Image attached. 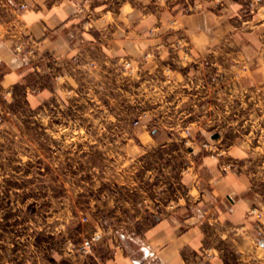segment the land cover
<instances>
[{"label": "crops", "instance_id": "obj_1", "mask_svg": "<svg viewBox=\"0 0 264 264\" xmlns=\"http://www.w3.org/2000/svg\"><path fill=\"white\" fill-rule=\"evenodd\" d=\"M238 8L236 0H0V126L22 120L8 116L22 108L42 112L64 91L93 100L96 91L110 92L112 80L128 78L138 82L148 115L130 124L132 143L114 152L105 147L115 118L92 120L102 127L97 136L88 128L87 141L106 143L102 164L88 168L86 220L65 216L43 231L54 244L28 239L22 259L5 264H235L226 254L249 257L257 219L250 210L264 211V193L245 141L223 143L218 135L222 95L264 87V31L246 24ZM96 229L103 239L88 256L64 247Z\"/></svg>", "mask_w": 264, "mask_h": 264}, {"label": "rangeland", "instance_id": "obj_2", "mask_svg": "<svg viewBox=\"0 0 264 264\" xmlns=\"http://www.w3.org/2000/svg\"><path fill=\"white\" fill-rule=\"evenodd\" d=\"M236 1L246 24L264 31V0ZM196 7L193 2L192 8ZM126 62L129 65L125 67ZM132 66L128 60L122 69L128 72ZM137 85L134 79L116 83L112 80L107 86L110 92L96 91L93 100L84 93L71 95L64 91L42 112L22 108L8 115L22 120L0 126V134L5 135L0 137V264L20 261L28 239L35 245L54 244V235L43 231L63 222L65 216L81 214L85 221L88 168L102 164L106 143L88 142L87 129L97 136L102 126L92 120L115 118L107 126L112 142L105 149L114 152L132 143L130 124L148 117L141 107ZM218 86H226L229 91L231 84L218 81ZM40 117L48 119L46 125L40 123ZM120 132L126 136L119 139ZM218 135L223 143L245 141L250 152L246 159L254 172L256 187L264 193V87L239 86L232 95H222L218 100ZM252 209L259 213L254 214V249L244 259L226 254L235 264H264V211ZM73 243L67 241L64 247H72Z\"/></svg>", "mask_w": 264, "mask_h": 264}, {"label": "built area", "instance_id": "obj_3", "mask_svg": "<svg viewBox=\"0 0 264 264\" xmlns=\"http://www.w3.org/2000/svg\"><path fill=\"white\" fill-rule=\"evenodd\" d=\"M25 4H21V8H24ZM180 47L183 48L184 51H188L189 50V46L188 44H182L180 45ZM129 63L126 62L125 63V67L128 66ZM138 121H135L134 123H137ZM186 132V140L185 142L187 143L189 141V138L191 136V132H190V128L187 127L185 129ZM207 143L204 142L202 144L203 147H207ZM223 165L227 166V167H231L232 166V162L229 159H226L223 161ZM251 213L255 214V215H259V213L256 212L255 209L251 210ZM83 220H86V217L83 218ZM103 239V230L102 229H96L94 231H92L90 234L84 236L77 244H73L72 247L70 246H66L67 249L71 250V249H75L76 252L82 256H88L89 254L92 253L93 248L99 244Z\"/></svg>", "mask_w": 264, "mask_h": 264}]
</instances>
